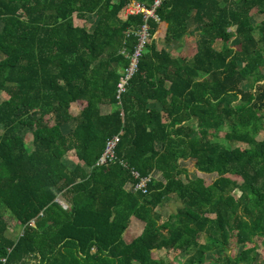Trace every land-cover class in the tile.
Wrapping results in <instances>:
<instances>
[{
  "label": "trees",
  "instance_id": "obj_1",
  "mask_svg": "<svg viewBox=\"0 0 264 264\" xmlns=\"http://www.w3.org/2000/svg\"><path fill=\"white\" fill-rule=\"evenodd\" d=\"M130 2L154 0H0V264H260L264 0H165L117 99L145 24Z\"/></svg>",
  "mask_w": 264,
  "mask_h": 264
},
{
  "label": "built area",
  "instance_id": "obj_2",
  "mask_svg": "<svg viewBox=\"0 0 264 264\" xmlns=\"http://www.w3.org/2000/svg\"><path fill=\"white\" fill-rule=\"evenodd\" d=\"M165 0H154L150 8H146L139 4L138 2H130L126 8L124 9V15L125 16H131V15H137V14H143L144 15V22L145 24L141 28L140 32V38H139V45L134 53V55L131 58V63L126 69L124 76L120 79V82L118 83V90H117V99H119L120 94L124 92L125 86L127 85L128 80L131 78L133 73L136 70L137 67V57L143 48V45L145 43L146 37H147V29L148 26L146 24V21L148 18H152L155 21H158L157 16L155 15V10L164 2ZM120 134L113 135L112 137L108 138L105 142L104 150L98 159L96 165L97 166H106L109 163H112L115 161L116 158V146L120 139ZM122 166H126L125 163L121 162ZM132 176L138 180L135 190L141 191L143 193L146 192L147 184L150 182V177H140L139 173L133 169H131ZM62 206L66 208V205L62 203ZM2 262H5V259H2Z\"/></svg>",
  "mask_w": 264,
  "mask_h": 264
},
{
  "label": "rangeland",
  "instance_id": "obj_3",
  "mask_svg": "<svg viewBox=\"0 0 264 264\" xmlns=\"http://www.w3.org/2000/svg\"><path fill=\"white\" fill-rule=\"evenodd\" d=\"M262 19H263L262 16L255 15V17L253 19L254 25H257ZM95 21H96V17L92 16L90 18L89 22L87 23V25H88V27H90V29H92L94 27ZM198 31H199V28L195 27L192 23H190L189 33L185 36L184 40L181 41L180 43L173 42L172 45H170L168 48H171V51H172L173 54H180V53H183V52L186 53L188 51L190 45H192L195 42V40L198 38ZM158 43H159V45L163 44L162 40H158ZM231 46L234 47V43H232ZM216 48L219 49L220 45H217ZM249 84H253V80H250L249 82L244 83L243 87L244 88H249ZM1 101H2V97L0 96V102ZM192 126H195V124H193ZM261 135H263V133H261ZM220 136H221V134H220ZM215 141H217L218 143H221V144H223L225 146H228L226 141L223 138H221V137L215 139ZM185 165L187 166L188 169H190V171L192 170V167H191L190 163H187ZM68 166L72 167L73 164L71 162H68ZM177 205H178V203L169 202L168 204L161 205L158 208V211L160 213H162L163 215H166V214H169L170 212H173ZM140 227H138V226L132 227L131 229L135 230V231L130 230L129 233L131 235L138 234L140 232ZM7 234H8V236H12V233H11L10 229L7 231ZM126 236H127V239H128L129 238L128 235H126ZM258 240H259L258 243L260 245L261 240L260 239H258ZM262 244H261V246H262ZM164 253H165V251H162V255H164ZM166 257L168 259H170V260L172 259L171 255L170 256L166 255ZM186 257L187 256H186L185 253H181L180 256L177 259L174 260L173 264H181L186 259ZM208 257H211V256L209 255ZM257 257H258L259 263L260 264H264V253L263 252H258L257 253Z\"/></svg>",
  "mask_w": 264,
  "mask_h": 264
},
{
  "label": "crops",
  "instance_id": "obj_4",
  "mask_svg": "<svg viewBox=\"0 0 264 264\" xmlns=\"http://www.w3.org/2000/svg\"><path fill=\"white\" fill-rule=\"evenodd\" d=\"M71 129H72V125H69L67 128H65V132H68ZM68 161L72 163L74 161V159L70 158V159H68Z\"/></svg>",
  "mask_w": 264,
  "mask_h": 264
},
{
  "label": "water",
  "instance_id": "obj_5",
  "mask_svg": "<svg viewBox=\"0 0 264 264\" xmlns=\"http://www.w3.org/2000/svg\"><path fill=\"white\" fill-rule=\"evenodd\" d=\"M62 204V203H61Z\"/></svg>",
  "mask_w": 264,
  "mask_h": 264
}]
</instances>
